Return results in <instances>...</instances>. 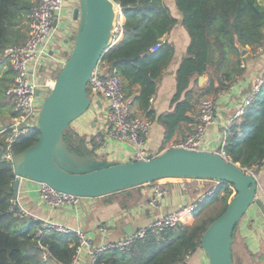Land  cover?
<instances>
[{
	"label": "trees",
	"instance_id": "1",
	"mask_svg": "<svg viewBox=\"0 0 264 264\" xmlns=\"http://www.w3.org/2000/svg\"><path fill=\"white\" fill-rule=\"evenodd\" d=\"M37 1L0 0V57L8 63L4 70L3 59H0V116L15 115L13 96L8 93L14 84L15 71L4 52L6 48L27 40L30 15ZM114 1L120 4L125 16L124 37L107 51L103 62L108 66L109 74L116 71L123 78L127 97H133L131 107L164 127L165 142L168 143L184 124H191L193 128L197 124L196 106L202 97L216 96L227 90L245 72L243 48L253 52L264 43V6L259 0H175L181 20L172 15L165 0ZM178 22L188 31L190 44L176 71V92L171 99V111L156 114L151 108V99L174 56V47L162 41ZM75 37L76 34L72 39ZM159 43L161 46L153 51ZM204 75L209 76V81L200 87L199 78ZM7 126L0 117V131ZM7 134L0 133V264H71L80 246L77 233L44 231L39 235V220L18 218L10 210L15 197L16 173L12 162L3 158ZM39 137L38 127L31 128L16 138L12 144L13 152L24 151L36 144ZM104 138L105 134L101 132L88 139L74 131L72 125L64 134L70 151L98 159H106L97 152ZM224 149L229 160L244 169L257 172L264 165V86L246 114L233 121ZM212 181L215 182L208 189L205 185L202 191L207 193L212 188L216 191L200 202L199 209L210 202L222 201V209L217 215L201 216L198 210L194 213L192 225L170 228L160 234L149 233L124 250L107 249L99 255L98 263L183 262L189 253L201 247L207 227L226 210L234 196L233 184ZM129 189L106 196L119 199V195ZM129 203L122 202V206L126 208ZM242 219L233 232L234 264H250L249 256L254 255L238 243L237 232ZM44 250L49 255L47 260L42 258Z\"/></svg>",
	"mask_w": 264,
	"mask_h": 264
},
{
	"label": "water",
	"instance_id": "2",
	"mask_svg": "<svg viewBox=\"0 0 264 264\" xmlns=\"http://www.w3.org/2000/svg\"><path fill=\"white\" fill-rule=\"evenodd\" d=\"M117 6L114 0H79V6L74 9L72 18L79 22L76 37L69 57L44 98L38 123L40 137L36 144L13 157L15 196L21 179L45 183L57 191L82 198L103 197L166 178L226 181L234 185L235 194L226 210L207 227L201 247L209 264H234V229L253 204H262L257 198L256 174L216 151L172 147L158 155L150 153L144 160L119 162L80 156L70 151L64 141L66 129L94 104L88 83L111 48ZM246 52L243 48L242 53ZM96 101L101 104V100ZM127 233L131 235L134 231Z\"/></svg>",
	"mask_w": 264,
	"mask_h": 264
},
{
	"label": "crops",
	"instance_id": "3",
	"mask_svg": "<svg viewBox=\"0 0 264 264\" xmlns=\"http://www.w3.org/2000/svg\"><path fill=\"white\" fill-rule=\"evenodd\" d=\"M74 2L76 5L71 10V18L74 9L78 6L77 0H74ZM165 3L172 15L181 20V14L176 6V1L165 0ZM66 8L62 16L63 18L67 17ZM123 18L125 21L124 15ZM61 23H59V26L66 27L65 23L63 25ZM78 25L79 22H76L71 32L67 30L64 35H70L72 38ZM70 36H65L60 46L62 48L56 49V47H53L52 55L57 58H64V51L69 52L72 47ZM123 37L124 35L115 44L120 43ZM164 41L174 47V56L160 77L157 93L151 101V108L156 114L171 111V99L176 92V71L187 52L190 44V35L181 22H178L170 33L164 37ZM57 44H61L60 40H57ZM263 53L254 55L253 52L247 51L243 54L245 72L230 88L219 92L215 96L216 121L209 126L203 150L216 151L219 149L222 133L235 114L238 106L252 90L253 84L259 78L264 77ZM0 59H3V57H0ZM2 62L4 63L3 68L5 70L8 63L5 59ZM51 65L53 63L50 61L45 67L48 69ZM208 81L209 76L204 75L203 80L201 81L199 78L198 83L200 87H203ZM138 93L139 91L136 92V95ZM128 99L131 104L133 97H128ZM96 102H94L90 111L72 123V129L83 136H87L88 139L101 132L106 134L108 129V109L106 103L103 99L101 100V104H97ZM198 108L199 105L196 106V114H198ZM130 109L132 114L135 113L134 115L141 114L137 108L131 107V105ZM192 129L194 130L191 124H184L172 140L178 141L187 137L192 133ZM168 144V141L165 142L164 127L159 122L152 121L150 133L146 141V148L149 154H160L167 149ZM133 150V146L129 143L110 140L109 144L103 148L102 155L108 160L126 162L129 161ZM255 174L259 183L257 198L262 200V204H253L247 210L239 225L237 234L238 243L244 246L245 250H249L254 254L253 256H249L251 258L250 264H264V165ZM206 181L208 180L192 178L162 179L160 183L167 189V193L160 199L157 207H152L149 203L157 182L126 190L119 195V199H112L109 196L82 198L77 206L65 204L54 207L50 205L41 194L42 184L30 179H21L18 195L23 204L38 218H49L70 226L84 234L90 242L91 248H98L126 237L128 235L127 231L131 232L133 230L135 232L140 227L151 224L157 218L169 212L180 210L197 201L199 197L206 194L202 191L205 188ZM218 184L219 182H217ZM122 202L130 203L128 207L124 208ZM194 222L195 216L192 214L185 218L184 225H192ZM85 251L88 252V248H85ZM83 254L80 264H90L89 255L85 252ZM186 264H209L202 247L192 253Z\"/></svg>",
	"mask_w": 264,
	"mask_h": 264
},
{
	"label": "built area",
	"instance_id": "4",
	"mask_svg": "<svg viewBox=\"0 0 264 264\" xmlns=\"http://www.w3.org/2000/svg\"><path fill=\"white\" fill-rule=\"evenodd\" d=\"M66 3L67 0H38L32 8L30 15V32L27 40L23 44L10 46L5 49L4 56L15 71L14 84L8 91L13 96L15 115L12 122L0 131V133H8L3 158L10 162L13 161L15 155L12 150L13 142H15L19 135L28 132L31 128L38 127L44 98L48 95V90H51L54 85L55 78L51 76L44 78L41 76V72L48 70L45 65L50 61L58 64H64L65 62V59L52 55L51 51L55 44L56 34L66 8ZM117 4L111 41L109 42L110 47L115 45L119 38L124 35V14L120 4ZM55 20H57L56 25ZM160 46L161 43L153 47L152 50L156 51ZM263 52L264 43L253 51V54L260 55ZM107 69L108 66L103 60L99 62L88 83L89 96L93 102H96L97 99H103L108 109V129L104 140L100 141V148L97 152L102 154L103 148L109 144L110 140H114L121 143H129L133 146L134 150L129 161L144 160L149 154L146 148V141L150 133L152 121L141 114H132L123 78L116 71L109 74ZM263 86L264 77L259 78L253 84L252 90L238 106L229 124L225 127L221 136L219 149L216 150L223 158L229 160L224 149L228 130L232 126L233 121L244 116L248 107L254 104ZM215 121V96H204L199 101L197 124L192 133L181 140L169 142L167 149L180 147L203 150L209 126L215 123ZM245 170L254 173L252 169ZM160 181L157 182V186L154 188L153 195L150 198L149 203L152 207H157L160 199L167 193V189L163 187ZM215 191L216 188H212L205 195L199 197L197 201L186 207L169 212L157 218L151 224L140 227L133 234L98 248H91L90 242L82 232L52 219L35 216L23 204L19 195L12 199L10 210L18 218H35L39 220V235H42L44 231L77 233L80 237V246L71 264H80V259L84 255V252L89 255L90 264H104L98 263V257L107 249L117 248L124 250L129 248L135 241L145 238L149 233L160 234L167 229L184 225L185 218L198 211L200 202L207 196H211ZM41 194L45 201L54 207L65 204L77 206L82 199V197L57 191L45 183H42ZM85 248H88V252L85 251ZM191 255L192 253H189L186 259L179 264H186ZM48 256L47 251L44 250L42 258L47 260Z\"/></svg>",
	"mask_w": 264,
	"mask_h": 264
},
{
	"label": "rangeland",
	"instance_id": "5",
	"mask_svg": "<svg viewBox=\"0 0 264 264\" xmlns=\"http://www.w3.org/2000/svg\"><path fill=\"white\" fill-rule=\"evenodd\" d=\"M260 3L264 6V0H261L260 1ZM77 4H78V6H79V0H77ZM76 5V3L74 2V0H67V8H66V18H61V24L63 25V23H65V25H66V27H64V26H59V28H58V31H57V34H56V44L55 45H53V47H56V49H58V48H62V47H60L61 45H62V42H63V40H64V38H65V36H70V35H64V33H65V31H67V30H69V32H71V29L73 28V27H75V25H76V22L77 21H75V20H73L72 18H71V15H70V13H71V10H72V8H74V6ZM76 34V31L74 32V34H73V36ZM73 36H72V38H73ZM71 38V36H70V39H71V41H72V47H73V39ZM57 40H60V42H61V44L59 45V44H57ZM72 47H71V50H72ZM71 50L69 51V52H65L64 51V53H63V59H65V61L67 60V58L69 57V55H70V53H71ZM264 54V53H263ZM53 63V62H52ZM62 66H63V64L61 63V64H58V63H53V65H51L49 68H48V70H50L49 72H47L48 70H44V71H42L41 72V76L42 77H48V76H51V77H53V78H57L58 77V75H59V73H60V71H61V69H62ZM89 88V87H88ZM49 91L50 90H48V93H49ZM258 97H260V96H258ZM45 100V99H44ZM90 111V110H89ZM0 117H2V118H4V123H5V125L7 124V125H9L11 122H12V119H13V117H12V113L11 114H5V115H1ZM253 170V172L255 173V171H254V169H252ZM215 181H212V180H208V181H206V187H207V189L209 188V185H211L212 183H214ZM217 184V183H216ZM220 184V183H219ZM211 190V189H210ZM233 194H235V189H234V193ZM213 195V194H212ZM211 195V196H212ZM222 201H217V202H213V203H208V204H206L205 206H203L201 209H199L198 208V210H199V214L201 215V216H214V215H217L219 212H220V210L222 209Z\"/></svg>",
	"mask_w": 264,
	"mask_h": 264
},
{
	"label": "bare ground",
	"instance_id": "6",
	"mask_svg": "<svg viewBox=\"0 0 264 264\" xmlns=\"http://www.w3.org/2000/svg\"><path fill=\"white\" fill-rule=\"evenodd\" d=\"M116 10H117V7H116Z\"/></svg>",
	"mask_w": 264,
	"mask_h": 264
}]
</instances>
